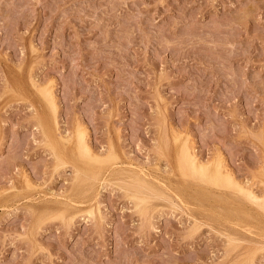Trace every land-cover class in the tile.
Returning a JSON list of instances; mask_svg holds the SVG:
<instances>
[{
	"label": "rangeland",
	"instance_id": "1",
	"mask_svg": "<svg viewBox=\"0 0 264 264\" xmlns=\"http://www.w3.org/2000/svg\"><path fill=\"white\" fill-rule=\"evenodd\" d=\"M263 207L264 0H0V264H264Z\"/></svg>",
	"mask_w": 264,
	"mask_h": 264
},
{
	"label": "bare ground",
	"instance_id": "2",
	"mask_svg": "<svg viewBox=\"0 0 264 264\" xmlns=\"http://www.w3.org/2000/svg\"><path fill=\"white\" fill-rule=\"evenodd\" d=\"M50 91V90H49ZM43 95V94H42ZM44 96V95H43ZM46 96L48 97V101H49V103L51 104V106L53 105V104H55L54 102H53V100H52V97L50 96V94H46ZM44 98V97H43ZM44 99H46V97L44 98ZM56 105V104H55ZM54 105V106H55ZM53 108V107H52ZM55 109H56V106L54 107ZM53 108V109H54ZM53 111V110H52ZM55 111V110H54ZM52 114H54V112H52ZM54 119V118H53ZM81 131V130H80ZM79 131V132H80ZM78 133V132H77ZM84 135V133L83 134H80V133H78V137H77V142H78V145H79V147L81 148V150L82 151H84V152H86L87 150H89L88 148H87V145H86V143H85V140H84V137H85V135ZM185 140V139H184ZM74 145V144H73ZM75 145H77V143L75 144ZM189 145H190V143H189ZM189 145H188V143H186V141L184 142V143H182L181 142V145H180V148H179V152H178V156H177V164H178V166L180 167L181 166V168L180 169H183L182 168V165L183 166H185V167H187L190 171H194V172H197L199 175H201V176H203L204 177V182H205V185H206V188L205 189H207L205 192L208 194V192H209V194L207 195V197H206V199H207V201H208V203H207V205H206V207H208V209H210V214H211V216H214V217H217V221L218 222H220V221H223L224 222V220H227L226 219V216H225V214L223 213V211L222 210H224V207L222 206L223 204H222V198L221 199H219L218 200V204H217V207H218V209H217V213L216 214H214L213 213V211H212V209H213V205H212V199H213V197H212V194L214 193V191H216L217 193L216 194H219V198L220 197H223L224 198V196H230V197H234V196H236V194L237 193H244L245 195H247V197H250V198H253L254 200H258L259 199V197H257V196H255L251 191H249V190H247V189H245V186H243V184H241L240 182H238V181H236V179L235 178H233V175L231 176V174L227 171V169L224 167V165H223V163L219 160V159H217V160H214V161H212V162H209V163H207V164H203V163H200L199 162V160L196 158V156L193 154V152H191V150H190V148H189ZM82 155V154H81ZM93 155V154H92ZM88 156H90V154L88 153ZM96 157V156H95ZM216 158V157H215ZM99 159V158H98ZM82 160V159H81ZM89 161V160H88ZM178 168V167H177ZM179 169V170H180ZM186 169V168H185ZM185 169H183V170H185ZM79 170V169H78ZM182 171V170H181ZM87 172V171H86ZM85 173V172H84ZM182 173V172H181ZM183 173H186L187 174V170H185V172H183ZM80 175V174H79ZM183 175V174H182ZM181 175V176H182ZM189 175V174H188ZM187 175V176H188ZM82 176V175H81ZM89 176V175H88ZM90 176H92V175H90ZM84 177H86V176H84ZM185 177V176H184ZM197 177V176H196ZM86 178H89V177H86ZM92 178H94L93 176H92ZM91 178V179H92ZM187 178V177H186ZM91 179H89V180H91ZM192 179V178H191ZM80 180V179H79ZM154 180V179H153ZM193 180V179H192ZM201 180V179H200ZM85 182V181H84ZM90 182V181H89ZM89 182H86V183H89ZM192 183V182H191ZM244 183V182H243ZM186 184V183H185ZM197 184V183H196ZM188 186V185H187ZM188 188V187H187ZM201 189H199V191H200ZM204 192V193H205ZM236 193V194H235ZM215 194V195H216ZM253 194V195H252ZM257 195V194H256ZM263 195V194H262ZM213 196H214V194H213ZM237 196H238V194H237ZM226 198V197H225ZM237 198H239V196L237 197ZM241 198V197H240ZM244 198V197H243ZM232 199V198H231ZM242 199V198H241ZM232 200H234V199H232ZM236 200H238V199H236ZM235 200V201H236ZM246 200V199H245ZM206 201V202H207ZM212 201V202H211ZM229 201H230V199H229ZM238 201H241V200H238ZM216 202V201H215ZM225 202H227V201H225ZM242 202V201H241ZM244 202V201H243ZM231 203H233V202H231ZM214 204V203H213ZM228 204V203H227ZM236 204V203H235ZM231 205V204H230ZM205 206V205H204ZM225 206V205H224ZM228 206V205H227ZM232 206V205H231ZM230 207V206H229ZM234 207V206H233ZM241 207V206H240ZM243 207V206H242ZM257 207H258V205H257ZM260 207V206H259ZM238 208V207H237ZM247 208H248V206H247ZM264 208V207H263ZM216 209V208H215ZM241 209V208H240ZM220 210V211H219ZM233 210V209H232ZM245 210V209H244ZM209 211V210H208ZM222 211V212H221ZM227 211V210H226ZM230 211V210H229ZM238 211H240V210H238ZM242 211V210H241ZM231 212V211H230ZM237 212V211H236ZM258 213V212H257ZM227 214H230V213H227ZM234 214H235V212H234ZM238 214H239V212H238ZM206 215V214H205ZM216 215V216H215ZM254 215V214H253ZM229 216V215H228ZM238 216V215H237ZM243 216V215H242ZM210 216H208V218H209ZM231 217V216H230ZM234 218V217H233ZM237 218V217H236ZM245 218V217H244ZM243 218V219H244ZM248 218H250V217H248ZM211 219H213V217H211ZM230 219H232V218H230ZM238 219V218H237ZM240 219H242V218H240ZM247 219V218H246ZM234 220V219H233ZM232 220V221H233ZM239 220V219H238ZM237 220V221H238ZM215 221H216V219H215ZM214 221V222H215ZM231 221V220H230ZM240 221V220H239ZM245 221V220H244ZM229 222V221H228ZM227 222V223H228ZM229 223H231V222H229ZM233 223H237V222H233ZM245 223H247V221L245 222ZM240 226H241V224H239ZM217 226V225H216ZM224 226V225H223ZM226 226V225H225ZM245 227V226H244ZM222 228V227H221ZM228 231V230H227Z\"/></svg>",
	"mask_w": 264,
	"mask_h": 264
}]
</instances>
